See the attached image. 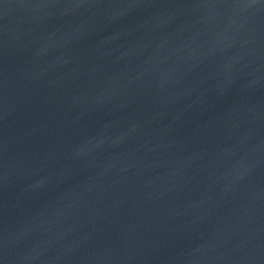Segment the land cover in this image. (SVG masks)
Wrapping results in <instances>:
<instances>
[{"label":"water","instance_id":"95a60500","mask_svg":"<svg viewBox=\"0 0 264 264\" xmlns=\"http://www.w3.org/2000/svg\"><path fill=\"white\" fill-rule=\"evenodd\" d=\"M0 264H264V0H0Z\"/></svg>","mask_w":264,"mask_h":264}]
</instances>
